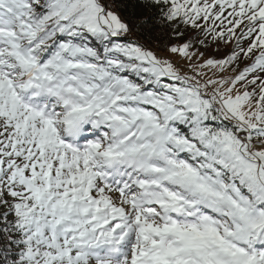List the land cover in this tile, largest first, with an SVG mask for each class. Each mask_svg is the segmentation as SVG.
<instances>
[{"label": "snow or ice", "instance_id": "6c2138e0", "mask_svg": "<svg viewBox=\"0 0 264 264\" xmlns=\"http://www.w3.org/2000/svg\"><path fill=\"white\" fill-rule=\"evenodd\" d=\"M0 264H264V0H0Z\"/></svg>", "mask_w": 264, "mask_h": 264}]
</instances>
